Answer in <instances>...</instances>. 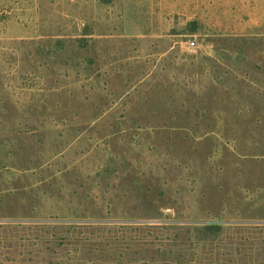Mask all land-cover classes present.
Listing matches in <instances>:
<instances>
[{
  "label": "rangeland",
  "instance_id": "1",
  "mask_svg": "<svg viewBox=\"0 0 264 264\" xmlns=\"http://www.w3.org/2000/svg\"><path fill=\"white\" fill-rule=\"evenodd\" d=\"M0 264H264V0H0Z\"/></svg>",
  "mask_w": 264,
  "mask_h": 264
},
{
  "label": "trees",
  "instance_id": "2",
  "mask_svg": "<svg viewBox=\"0 0 264 264\" xmlns=\"http://www.w3.org/2000/svg\"><path fill=\"white\" fill-rule=\"evenodd\" d=\"M206 228L209 229V230H213V229H218L219 226H217V225H216V226H215V225H211V226H210V225H209V226H206Z\"/></svg>",
  "mask_w": 264,
  "mask_h": 264
}]
</instances>
